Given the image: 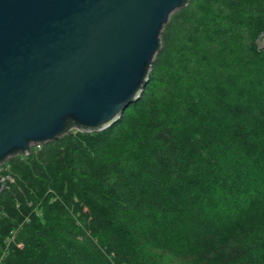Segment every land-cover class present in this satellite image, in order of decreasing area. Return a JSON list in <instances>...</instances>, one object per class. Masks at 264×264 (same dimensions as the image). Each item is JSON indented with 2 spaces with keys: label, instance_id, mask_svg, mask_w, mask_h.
Listing matches in <instances>:
<instances>
[{
  "label": "trees",
  "instance_id": "16d2710c",
  "mask_svg": "<svg viewBox=\"0 0 264 264\" xmlns=\"http://www.w3.org/2000/svg\"><path fill=\"white\" fill-rule=\"evenodd\" d=\"M169 20L110 135L7 161L0 264H264V0H187Z\"/></svg>",
  "mask_w": 264,
  "mask_h": 264
},
{
  "label": "water",
  "instance_id": "95a60500",
  "mask_svg": "<svg viewBox=\"0 0 264 264\" xmlns=\"http://www.w3.org/2000/svg\"><path fill=\"white\" fill-rule=\"evenodd\" d=\"M186 1L0 0V164L73 127L118 122L144 97L161 29Z\"/></svg>",
  "mask_w": 264,
  "mask_h": 264
},
{
  "label": "rangeland",
  "instance_id": "374dc122",
  "mask_svg": "<svg viewBox=\"0 0 264 264\" xmlns=\"http://www.w3.org/2000/svg\"><path fill=\"white\" fill-rule=\"evenodd\" d=\"M259 44L260 45H264V38L263 39H261L260 41H259ZM133 107L132 106H130V108L128 107V108H126V109H129L130 111H131V109H132ZM77 131H79L78 129H76L75 127L74 128H72V129H70V131L67 133V135L68 134H70V133H73V134H75ZM120 128H119V126H115L112 130H111V133H117V132H119L120 133ZM80 132V131H79ZM104 133L105 134H107V135H110V131H106V130H104ZM42 146H41V144L39 145L38 143H35V144H32V146H31V152H32V150H35V149H40ZM28 155H30V153L28 154ZM28 155H26V154H21V153H17V155H15V156H12V155H10V156H8L5 160H4V162L2 163V164H0V176L2 177V179H4V180H13L12 179V177H11V175H10V172H9V168H8V163H7V161L10 159V158H14V157H17V156H20V157H27ZM4 182V181H3ZM29 204H31V203H29ZM14 239H15V235H13V236H11L10 237V239H9V242L10 241H13L14 242ZM22 245V243L21 242H19L18 243V247H20ZM2 257H0V259H1ZM179 259V261L181 260L182 261V259H180V258H178Z\"/></svg>",
  "mask_w": 264,
  "mask_h": 264
}]
</instances>
